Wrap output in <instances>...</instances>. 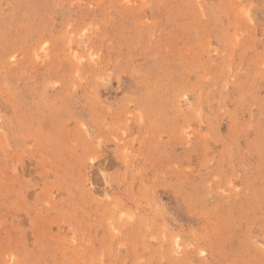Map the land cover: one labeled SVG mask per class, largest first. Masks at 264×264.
<instances>
[{
	"label": "rangeland",
	"instance_id": "1",
	"mask_svg": "<svg viewBox=\"0 0 264 264\" xmlns=\"http://www.w3.org/2000/svg\"><path fill=\"white\" fill-rule=\"evenodd\" d=\"M0 264H264V0H0Z\"/></svg>",
	"mask_w": 264,
	"mask_h": 264
}]
</instances>
